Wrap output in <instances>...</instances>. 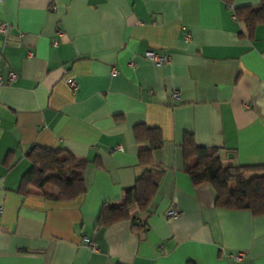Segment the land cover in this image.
<instances>
[{"label":"crops","instance_id":"crops-1","mask_svg":"<svg viewBox=\"0 0 264 264\" xmlns=\"http://www.w3.org/2000/svg\"><path fill=\"white\" fill-rule=\"evenodd\" d=\"M260 2L0 0V264H264V215L216 208L211 188L183 171L181 148L187 132L223 166L264 163V24L250 35L234 15ZM150 49L170 60L154 65ZM140 123L163 140L148 213L131 206L99 226L102 206L140 172ZM32 146L84 160V194H18Z\"/></svg>","mask_w":264,"mask_h":264},{"label":"trees","instance_id":"trees-1","mask_svg":"<svg viewBox=\"0 0 264 264\" xmlns=\"http://www.w3.org/2000/svg\"><path fill=\"white\" fill-rule=\"evenodd\" d=\"M234 15L245 24L251 35L257 25L264 24V0L256 6L235 8ZM132 131L135 142L140 146L137 152L140 172L133 184L123 190L120 202L102 206L97 220L99 226H109L129 218L131 206L146 217L157 190L160 173L153 172L151 165L152 152L162 145L161 132L143 123L133 126ZM181 148L183 171L193 185L207 184L211 188L216 208L264 215V163L223 166L217 148L198 146L192 134L187 132L183 135ZM26 158L29 167L20 176L16 189L18 194L25 196L30 194L29 188L41 190L45 185L59 191L57 199L60 201H72L84 194V160L61 148L40 146H32Z\"/></svg>","mask_w":264,"mask_h":264},{"label":"built area","instance_id":"built-area-1","mask_svg":"<svg viewBox=\"0 0 264 264\" xmlns=\"http://www.w3.org/2000/svg\"><path fill=\"white\" fill-rule=\"evenodd\" d=\"M8 28H9V25L6 21H0V35L4 37V42L5 43V39H6V35H7V31H8ZM190 38V35L189 34H186L185 35V40H188ZM144 57L149 59L150 61L153 62L154 65L156 66H159V65H162V64H165L167 63L170 58H169V55L166 54V53H158L156 52L155 50H146L144 52ZM115 74V70H112L111 71V75H114ZM16 78V74L14 72H9L8 73V79L10 81H13L14 79ZM2 84V79H1V76H0V86ZM67 84L72 88V89H75L76 87V83L73 79H68L67 80ZM262 95H264V89H262ZM178 95H177V92L176 91H173L172 93V97L173 98H176ZM1 211V209H0ZM178 215V211L171 207L167 210L166 212V216L168 217H176ZM88 245L90 247V249L92 251H96V244L92 241H88ZM243 253L242 252H238L234 255H232V258L236 261H240L242 258H243Z\"/></svg>","mask_w":264,"mask_h":264}]
</instances>
